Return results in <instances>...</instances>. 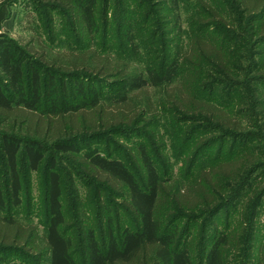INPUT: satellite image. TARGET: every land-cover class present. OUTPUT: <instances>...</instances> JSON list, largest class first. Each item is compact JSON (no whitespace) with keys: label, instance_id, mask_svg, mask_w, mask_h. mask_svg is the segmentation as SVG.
<instances>
[{"label":"trees","instance_id":"trees-1","mask_svg":"<svg viewBox=\"0 0 264 264\" xmlns=\"http://www.w3.org/2000/svg\"><path fill=\"white\" fill-rule=\"evenodd\" d=\"M29 1L40 9L27 17L37 46L0 37V255L29 264H230L245 250L243 230L254 224L253 213L238 218L229 234L210 231L211 215L233 200L258 156H220L190 180L177 181L160 127L175 124L172 143L189 174L202 149L217 142L215 133L242 129L247 103L225 98L216 86L232 82L238 64L250 61L264 85V0H198L187 29L177 13L185 0H139L160 11L153 25L160 30L146 34L154 63L138 75L125 58L94 46L109 28L105 0ZM151 15L148 4L142 16ZM136 32L131 25L115 39L138 53ZM154 88L163 90L156 103L148 94ZM251 95L264 114V91ZM184 123L194 128L182 129ZM111 136L127 140L119 156L112 154ZM96 140H105L106 154L85 146ZM57 154L72 157L66 172ZM45 159L41 232L11 210L22 205L25 181Z\"/></svg>","mask_w":264,"mask_h":264},{"label":"rangeland","instance_id":"rangeland-1","mask_svg":"<svg viewBox=\"0 0 264 264\" xmlns=\"http://www.w3.org/2000/svg\"><path fill=\"white\" fill-rule=\"evenodd\" d=\"M105 2L104 5L111 8L110 11L108 10L109 28L108 30L106 29L104 35L98 37L94 46L100 51H111L114 56L125 58L130 64V71L138 75L142 73L145 68L154 63L151 56V52L154 50V44L146 34L148 30H150L151 33L160 30L158 25L153 26L158 22V13L160 11H158L150 1L146 4L139 2V0H105ZM197 2L198 0H185L184 3L181 2V4H179L180 8H177V13L182 17L181 25L183 29L189 28L187 22H189V19L196 17V12H198ZM148 4L154 15L144 19L142 16L143 10L148 7ZM39 10L29 0H0V37L6 36L15 39L23 45L31 44L37 46V36L34 34L35 32L31 30V22L28 23L27 17L35 16ZM31 12L34 14L32 15ZM131 25H134L137 31L135 35L139 43L138 53L132 52L127 44L115 39L120 37L124 28H130ZM151 25L153 27H151ZM61 34L64 35L65 33L63 32ZM62 35H59L58 39L65 42V38H63ZM158 40H160V35H158ZM184 40L185 43L186 39L184 38ZM112 50H115L117 53H114ZM255 60L256 61L253 62H259L258 59ZM250 64H252V61L238 64V71L234 74L233 81L224 80L220 85L216 86V90L225 98L234 96L240 99V101L247 103V106L244 104L241 105L245 110L244 115L239 116L242 129L232 136H223L213 133L214 137L217 138V142L210 147H204L202 149L203 158L193 167L192 174H189L188 167H186L183 162L179 161L180 157L178 156L179 152H177V150L180 151V147L178 145L175 147L172 143L175 140V136H173V128L171 127L172 125L175 126V124L172 122L168 123L169 120L163 119L168 123L170 128L167 129L163 125L160 127L161 133L164 134V138H166L165 142L169 144L168 153L170 163H168V168L172 176L176 177L177 181L185 179L190 180V178L194 176V173L203 166L215 163L217 159H220V156L222 159H228L239 153L241 154V152L258 156L256 161L257 165L253 168L255 171H251L252 174L245 180L243 187H240V190L238 189L239 192L235 193L236 196L235 194L233 195V200L218 213L211 215L213 227H211L210 231L213 232L216 229L220 232L226 231L229 234L238 218L248 220L251 217V213H253L252 218H254V224H247L246 229L243 230V234L248 232L247 235H243V237L245 236L246 238L245 250L238 256L236 254L234 257H237L232 259L230 264H264V114L254 108L255 103L252 101H257L258 96L254 99L251 95L256 90L264 91V85L260 82H256V76H258V74L250 68ZM148 94L150 98H152L151 100L153 103H156L159 99H162L163 90L155 88L149 89ZM236 123L237 121H235V124ZM186 126H189V129L194 128L191 123H184L181 127L183 129L186 128ZM199 134H204V132L201 131L195 136ZM110 139L113 141L112 145H110L112 146L111 149H113V156H119L116 153L118 152L117 148L121 149L123 147L122 149H128L126 138L111 136ZM131 139L138 140L139 137L132 136ZM86 144L98 148L103 154H106L105 151L107 152L105 140L87 142L85 146H87ZM162 144L164 143H161V145ZM229 154H232L231 157ZM46 155L49 158H53L51 152L46 153ZM155 155L156 157L159 156L157 150ZM56 156L58 157L57 162L59 168H63L66 172L68 169L67 162L72 160V157L70 155L66 156L59 154ZM48 157L45 158L47 159ZM46 159L38 172L29 173V179L25 181L22 205L11 210L14 217L34 222L39 226L41 232L45 231L46 226V203L44 199L48 173V160ZM76 186L81 188L80 190L82 193L85 192L86 188L83 189L84 184L82 182H77ZM66 189L70 191V185ZM121 213L123 214V212ZM93 215L94 214L91 212L89 216L95 218ZM119 217L123 218L122 224L124 227L130 225L129 221L125 219L129 218V216L124 214L119 215ZM0 256H4L2 260L0 259V264H29L15 257V255ZM40 264L49 263L48 261H42Z\"/></svg>","mask_w":264,"mask_h":264}]
</instances>
